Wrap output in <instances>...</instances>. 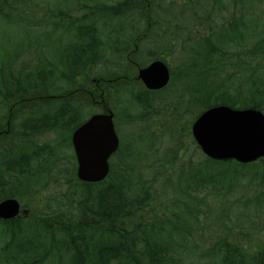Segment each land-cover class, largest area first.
Returning a JSON list of instances; mask_svg holds the SVG:
<instances>
[{
    "label": "trees",
    "instance_id": "16d2710c",
    "mask_svg": "<svg viewBox=\"0 0 264 264\" xmlns=\"http://www.w3.org/2000/svg\"><path fill=\"white\" fill-rule=\"evenodd\" d=\"M156 59L165 87L129 77ZM102 99L119 145L82 182L70 138ZM217 105L264 112V0H0V201H41L0 220V264H264V158L191 136Z\"/></svg>",
    "mask_w": 264,
    "mask_h": 264
},
{
    "label": "water",
    "instance_id": "95a60500",
    "mask_svg": "<svg viewBox=\"0 0 264 264\" xmlns=\"http://www.w3.org/2000/svg\"><path fill=\"white\" fill-rule=\"evenodd\" d=\"M137 78L148 90L168 84L170 71L159 59L137 70ZM191 135L202 154L217 161L247 164L264 158V112L258 109H233L224 105L207 108L191 125ZM76 160V177L82 182H99L108 174L109 158L117 150L119 138L113 113L107 108L94 113L71 134ZM20 213L16 198L0 201V219H12ZM26 213V211H23Z\"/></svg>",
    "mask_w": 264,
    "mask_h": 264
},
{
    "label": "rangeland",
    "instance_id": "374dc122",
    "mask_svg": "<svg viewBox=\"0 0 264 264\" xmlns=\"http://www.w3.org/2000/svg\"><path fill=\"white\" fill-rule=\"evenodd\" d=\"M139 68H140L139 66L135 67L134 64L132 65V63H130V65L128 66V70H127V72L129 73V77H134L138 81H140L137 78V70ZM90 80L93 81V79H91V78H90ZM92 84H93V86L96 85L98 87V82H92ZM87 89H89L92 93H95L97 90V88H95V89L87 88ZM42 97L43 96H39V100L43 99ZM24 106H28V105H23V106H20L18 108H23ZM94 107L96 110L101 111V112L106 111L107 110L106 108H108L105 105L103 107V99L100 102L97 101L96 103H94ZM0 134H3L5 137V136H7V131L6 132L3 131ZM0 138H3V137L0 135ZM19 202L21 203L22 207L27 210L26 215H29V216H32L41 206L40 196L37 194H33L27 198L20 199ZM19 216L22 217L24 215L20 214Z\"/></svg>",
    "mask_w": 264,
    "mask_h": 264
}]
</instances>
